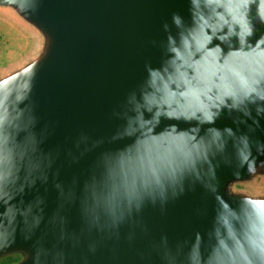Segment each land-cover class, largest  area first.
Returning <instances> with one entry per match:
<instances>
[{
	"label": "water",
	"instance_id": "water-1",
	"mask_svg": "<svg viewBox=\"0 0 264 264\" xmlns=\"http://www.w3.org/2000/svg\"><path fill=\"white\" fill-rule=\"evenodd\" d=\"M0 14V264H264V0Z\"/></svg>",
	"mask_w": 264,
	"mask_h": 264
},
{
	"label": "crops",
	"instance_id": "crops-1",
	"mask_svg": "<svg viewBox=\"0 0 264 264\" xmlns=\"http://www.w3.org/2000/svg\"><path fill=\"white\" fill-rule=\"evenodd\" d=\"M0 59L23 51L27 45L25 33L0 14Z\"/></svg>",
	"mask_w": 264,
	"mask_h": 264
},
{
	"label": "rangeland",
	"instance_id": "rangeland-1",
	"mask_svg": "<svg viewBox=\"0 0 264 264\" xmlns=\"http://www.w3.org/2000/svg\"><path fill=\"white\" fill-rule=\"evenodd\" d=\"M1 46H2V43H0V49L2 48Z\"/></svg>",
	"mask_w": 264,
	"mask_h": 264
}]
</instances>
